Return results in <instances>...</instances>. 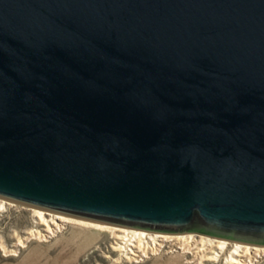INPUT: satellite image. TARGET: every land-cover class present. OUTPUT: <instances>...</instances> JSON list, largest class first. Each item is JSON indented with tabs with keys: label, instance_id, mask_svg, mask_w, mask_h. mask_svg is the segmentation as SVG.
<instances>
[{
	"label": "water",
	"instance_id": "95a60500",
	"mask_svg": "<svg viewBox=\"0 0 264 264\" xmlns=\"http://www.w3.org/2000/svg\"><path fill=\"white\" fill-rule=\"evenodd\" d=\"M0 197L264 246V0H0Z\"/></svg>",
	"mask_w": 264,
	"mask_h": 264
},
{
	"label": "rangeland",
	"instance_id": "374dc122",
	"mask_svg": "<svg viewBox=\"0 0 264 264\" xmlns=\"http://www.w3.org/2000/svg\"><path fill=\"white\" fill-rule=\"evenodd\" d=\"M5 206L0 210V244L5 246L4 248L8 251L3 252L0 248V264L195 263L189 262V260H193L191 253H182L181 248L183 245L178 242L175 243L174 240L166 242L167 244L165 243L164 246L155 249V252H153L155 255L149 254L148 257L138 262H128L125 259L124 255L126 253L124 251L120 252L112 248L113 245H118L115 242L119 239H114L108 231L77 224H68L66 227L64 225L59 233L58 231L55 232L52 237L34 235L32 238L25 240L30 231H34L40 226L36 222L37 219L33 215L32 209L30 206L15 202L12 205L5 204ZM19 239L25 241L23 247H16ZM179 246L181 248H178ZM9 249H16V251H10ZM195 261L199 262L198 258H195ZM203 264L227 263L222 259L219 261L205 260ZM251 264H264V256L256 257V260L252 257Z\"/></svg>",
	"mask_w": 264,
	"mask_h": 264
},
{
	"label": "bare ground",
	"instance_id": "6f19581e",
	"mask_svg": "<svg viewBox=\"0 0 264 264\" xmlns=\"http://www.w3.org/2000/svg\"><path fill=\"white\" fill-rule=\"evenodd\" d=\"M5 204L12 205L13 202L0 197V210L6 207ZM30 208L37 219V224L40 226L36 230L30 231L28 234L29 236L25 237V240L32 238L34 235L52 237L55 232L58 231L59 233L60 229H62L61 227L64 225L65 227L68 224L82 225L108 231L112 234L114 239H119V241L115 242V244L118 245L112 246L113 250H118L120 252L124 251V253H126L124 255L125 259L132 263L148 257L149 254L151 255L155 252V249L164 246L166 242L172 240H174L175 243L178 242L183 245L182 248L181 246L178 247L182 249V253H191L193 260H189V262H195L194 264H203L205 260L219 261L222 259H224V262L227 264H251L252 257L256 260V257L264 256V246L233 242L197 233L172 234L149 232L142 229H133L76 218L38 207ZM24 242L25 241L19 239L16 243V247H23ZM4 247L5 246L0 244L1 250L7 252L8 250ZM9 250L16 251V249ZM195 258H198L199 262L195 261Z\"/></svg>",
	"mask_w": 264,
	"mask_h": 264
},
{
	"label": "built area",
	"instance_id": "2783aa9c",
	"mask_svg": "<svg viewBox=\"0 0 264 264\" xmlns=\"http://www.w3.org/2000/svg\"><path fill=\"white\" fill-rule=\"evenodd\" d=\"M259 257V256H258Z\"/></svg>",
	"mask_w": 264,
	"mask_h": 264
}]
</instances>
